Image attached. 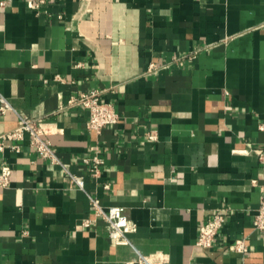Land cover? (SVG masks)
Instances as JSON below:
<instances>
[{"label":"crops","instance_id":"1","mask_svg":"<svg viewBox=\"0 0 264 264\" xmlns=\"http://www.w3.org/2000/svg\"><path fill=\"white\" fill-rule=\"evenodd\" d=\"M92 90L118 113L100 132L68 103ZM0 94L14 107L0 132L41 117L59 160L27 134L19 150H0L12 169L0 187V264H136L134 247L167 253L164 264H264L253 224L264 194V0H0ZM90 196L124 207L132 245L114 243ZM221 207L229 218L212 246L196 244ZM239 237L244 253L231 248Z\"/></svg>","mask_w":264,"mask_h":264},{"label":"built area","instance_id":"2","mask_svg":"<svg viewBox=\"0 0 264 264\" xmlns=\"http://www.w3.org/2000/svg\"><path fill=\"white\" fill-rule=\"evenodd\" d=\"M49 0H33V8L39 9ZM153 69V64L150 65ZM69 104L82 105L88 110L87 126L90 129L100 132L107 125L115 123L118 119V113L115 111L112 103L102 101L100 91L92 90L89 92H79L77 95H71L68 100ZM7 110H14L10 102L0 94V113H5ZM49 123L41 118H29L23 115L18 116L17 125L8 131L0 132V150L9 147L10 149L19 150V141L27 134L31 145L37 153L44 158H49L52 161H59L54 152L52 143L48 134L51 130ZM150 138L155 139L156 135L150 133ZM8 140V141H7ZM100 159L93 158L92 171L97 175L100 170ZM11 166L7 162L0 165V187H5L10 183ZM71 180L78 187L83 188V178L70 171H67ZM90 202L94 208V217L101 218L107 228L108 236L116 244H131L128 234L135 230V223L126 214L124 207L119 205L104 206L96 197L90 196ZM229 207H221L215 210L209 217L203 220L198 228L196 244L211 247L213 240L219 230L227 222L229 218ZM85 225L89 224V220L84 221ZM255 228L264 230V194L260 195L258 206L253 217ZM247 243L244 237H239L234 240L231 248L240 253L247 250ZM134 258L127 263L135 262L136 264H164L168 261L167 253L157 250L150 253H142L136 247Z\"/></svg>","mask_w":264,"mask_h":264}]
</instances>
